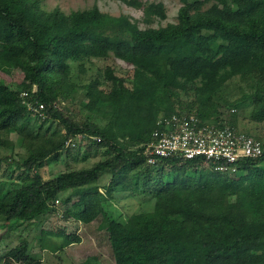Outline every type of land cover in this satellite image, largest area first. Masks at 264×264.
I'll return each mask as SVG.
<instances>
[{
  "label": "trees",
  "instance_id": "16d2710c",
  "mask_svg": "<svg viewBox=\"0 0 264 264\" xmlns=\"http://www.w3.org/2000/svg\"><path fill=\"white\" fill-rule=\"evenodd\" d=\"M122 1L143 10L149 24L166 19L162 3ZM40 2L0 0V71L24 76L17 89L0 80V168L16 165L20 180L6 192L0 182V220L35 223L61 197L71 206L62 219L85 225L101 219L115 264H264V154L238 163L234 174L202 171L211 167L198 160L151 165L143 154L159 118L176 112L240 131L237 109L252 104L253 119L264 121V0H181L177 23L147 29L97 5L66 14L45 11ZM111 58L133 66L130 87L111 67L105 70L108 90L73 75L74 65L82 73L86 62ZM237 77L250 81L252 89L235 104L221 105L219 93ZM26 101L45 105L46 118ZM76 101L82 121L53 106ZM12 134L21 138L24 152L2 155L15 151ZM78 135L96 138L91 146L108 150V159L44 180L39 171L48 160L59 161L66 143ZM166 167L175 170L170 180ZM189 169L194 178L186 175ZM106 172L113 178L101 193L98 181ZM117 187L152 203L151 210L114 218L106 206ZM59 235L62 248L81 241ZM27 249L21 244L10 256L41 264Z\"/></svg>",
  "mask_w": 264,
  "mask_h": 264
},
{
  "label": "rangeland",
  "instance_id": "374dc122",
  "mask_svg": "<svg viewBox=\"0 0 264 264\" xmlns=\"http://www.w3.org/2000/svg\"><path fill=\"white\" fill-rule=\"evenodd\" d=\"M145 6L150 3H162L166 10V19L153 18L152 23L145 21L143 10L128 6L122 0H41L40 6L45 11H53L59 9L62 12L69 14L71 11L84 10L97 5L101 12L119 17L120 15L129 16L134 22H137L141 29L165 27L169 23H177L178 11L182 6L181 0H139ZM85 71L80 72L77 65L73 66V75L78 77L82 82L97 80L99 89H109L110 81L105 75L107 67L114 70V74L121 79H124L127 86H131V78L133 75V66L119 59L97 60L92 59L84 64ZM23 74L20 71H12L10 75L0 71V80L11 85L14 89L23 81ZM252 89V84L248 80L240 77L230 81L223 90L219 93L217 101L221 105L235 104L245 94H249ZM37 87H33L36 91ZM59 105L57 111L64 113L66 116H72L71 112L76 114V119L82 121L83 115L80 114V105L78 101L74 103L55 102L53 106ZM237 109V108H236ZM234 110V107H233ZM226 114L229 110L224 109ZM254 105L245 104L237 109V125L239 132L246 134L242 130L245 129L249 136L259 139L264 143V121H256L253 119ZM37 114V113H34ZM41 120L46 118L42 112ZM58 124H53L52 128H56ZM61 133L66 131L61 129ZM247 135V134H246ZM11 139L15 142V151L7 153L2 150V155L15 156L17 153H23L21 148V138L17 134H12ZM93 139H85L84 135L70 139L66 143V149L59 161L48 160L45 166L39 171L44 180L55 178L59 173L67 170H84L90 169L95 164L105 161L109 157V151L101 148L98 144L91 146ZM264 168V164L260 165ZM202 171L211 172L213 169L201 168ZM175 170L171 167H166L164 175L166 180L173 178ZM236 173V172H234ZM229 173V174H234ZM186 175L194 178L196 172L194 169H189ZM112 173L106 172L98 181L100 186L99 191L105 193L112 181ZM0 182H3V191L18 188L20 185L19 172L17 166L3 164L0 168ZM115 199L107 204L108 212L114 217L125 220L128 216L151 210L152 203H147L142 197L129 195L128 187H117L114 190ZM70 205H64L62 198L55 202L53 210L41 216L35 223H5L0 220V264H26L19 263L12 259L10 251L19 247L21 244H27L28 255L41 264H115L109 251L107 243V234L99 228L101 219L85 225L73 219H62L63 212L70 208ZM11 224H14L12 226ZM64 232L66 236H79L81 241L62 248L64 238L59 233ZM43 243L48 246L47 250L42 249Z\"/></svg>",
  "mask_w": 264,
  "mask_h": 264
},
{
  "label": "built area",
  "instance_id": "2783aa9c",
  "mask_svg": "<svg viewBox=\"0 0 264 264\" xmlns=\"http://www.w3.org/2000/svg\"><path fill=\"white\" fill-rule=\"evenodd\" d=\"M22 97L27 98L28 93H22ZM26 105L34 113H44L43 104L26 101ZM143 154L151 165L163 159L198 160L216 172L234 173L238 163L260 159L264 149L259 140L229 125L204 123L196 115L176 112L159 118Z\"/></svg>",
  "mask_w": 264,
  "mask_h": 264
},
{
  "label": "crops",
  "instance_id": "0c3cea01",
  "mask_svg": "<svg viewBox=\"0 0 264 264\" xmlns=\"http://www.w3.org/2000/svg\"><path fill=\"white\" fill-rule=\"evenodd\" d=\"M44 251H46V250H44Z\"/></svg>",
  "mask_w": 264,
  "mask_h": 264
}]
</instances>
